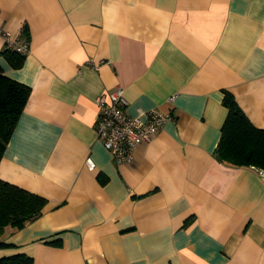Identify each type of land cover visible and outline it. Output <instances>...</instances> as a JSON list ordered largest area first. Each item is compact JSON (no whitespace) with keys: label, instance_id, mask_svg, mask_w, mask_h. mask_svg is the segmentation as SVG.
<instances>
[{"label":"crops","instance_id":"0c3cea01","mask_svg":"<svg viewBox=\"0 0 264 264\" xmlns=\"http://www.w3.org/2000/svg\"><path fill=\"white\" fill-rule=\"evenodd\" d=\"M0 25L28 42L14 67L0 35V72L30 87L0 179L46 199L0 257L264 264V170L216 156L224 91L264 129V0H0ZM116 85L127 115L172 116L119 164L95 130Z\"/></svg>","mask_w":264,"mask_h":264},{"label":"trees","instance_id":"16d2710c","mask_svg":"<svg viewBox=\"0 0 264 264\" xmlns=\"http://www.w3.org/2000/svg\"><path fill=\"white\" fill-rule=\"evenodd\" d=\"M5 54L14 67L22 64L23 54L13 50H5ZM29 93L28 85L0 72V158ZM223 103L227 114L221 126L216 156L233 164L264 170V129L250 122L229 91H224ZM45 202L41 195L0 179V234L6 226L19 228L35 219ZM32 263V257L23 253L0 257V264Z\"/></svg>","mask_w":264,"mask_h":264},{"label":"built area","instance_id":"2783aa9c","mask_svg":"<svg viewBox=\"0 0 264 264\" xmlns=\"http://www.w3.org/2000/svg\"><path fill=\"white\" fill-rule=\"evenodd\" d=\"M0 35L6 39V46L9 49L21 53L27 51L28 42L12 39L10 32L1 25ZM95 102L97 105L95 121L97 137L118 164L129 161L132 158L133 149L138 144L149 141L159 127L172 118L171 113L161 111L156 107L146 110L138 109L136 115H127L123 110L126 99L121 85H116L112 91L100 93ZM85 162L89 169L95 167L91 158L88 157Z\"/></svg>","mask_w":264,"mask_h":264}]
</instances>
